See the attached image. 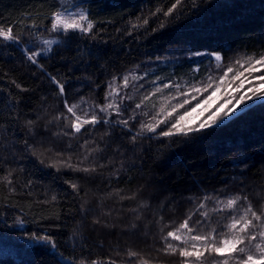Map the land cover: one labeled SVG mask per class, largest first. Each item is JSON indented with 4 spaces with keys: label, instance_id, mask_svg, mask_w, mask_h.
Masks as SVG:
<instances>
[{
    "label": "trees",
    "instance_id": "obj_1",
    "mask_svg": "<svg viewBox=\"0 0 264 264\" xmlns=\"http://www.w3.org/2000/svg\"><path fill=\"white\" fill-rule=\"evenodd\" d=\"M172 2L0 0V29L10 27L21 38L19 45L0 39V178L12 173L11 185L0 179V264H91L93 260L97 264H141L142 260L182 264L185 258L178 252H165L163 237L190 214V226L197 231L196 221H203L201 212H208L212 226L221 231L229 213L213 211L216 198L240 194L247 196L255 210L264 208V98L248 100L239 106L244 109L239 116L188 136L146 133L135 142L131 139L140 122L150 119L143 112L159 110L165 97H174L170 104L182 102L175 84L191 99L193 85L203 87L208 76L218 78L231 64L233 72L225 78L231 82L227 90L238 96L261 83L253 78L264 74L257 65L259 70L249 75L245 62L264 54V0H198L197 8L189 4L183 15L168 18L160 29L165 17L150 14L157 7L166 10ZM76 4L93 23L90 34L77 31L66 36L47 30L52 13ZM138 17H150L148 25L133 28ZM45 39L58 43L39 59L41 68L26 59L23 48H44ZM212 53H219L221 61ZM237 69L244 74L233 82ZM125 75H129L127 88ZM131 75L140 79L132 80ZM52 77L64 85V95ZM114 77L120 94L132 96L124 101L123 117L113 115V123L95 128L86 125L87 131L75 135L65 127L68 121L55 119L60 114L72 119L65 100L68 105L79 104L81 116V109L105 103ZM241 80H245L243 89L234 92ZM155 87L161 92L148 107L136 110L131 131L114 123L128 118L141 96ZM224 92L221 88L217 93L213 107L223 102ZM29 120L34 123L28 125ZM161 130H167L166 126L161 124L157 133ZM85 141L88 144L82 147ZM69 156L74 164L83 160L80 167L95 171L63 167L57 171L47 166ZM65 181L76 183L79 190ZM206 196L211 199L205 201ZM202 202L205 207L200 209ZM243 207V202L237 206V214ZM42 236L51 237L57 247L33 238ZM168 242L179 243L170 237ZM130 251L137 256L129 257ZM214 258L222 259L208 253L202 259L213 264Z\"/></svg>",
    "mask_w": 264,
    "mask_h": 264
},
{
    "label": "snow or ice",
    "instance_id": "obj_2",
    "mask_svg": "<svg viewBox=\"0 0 264 264\" xmlns=\"http://www.w3.org/2000/svg\"><path fill=\"white\" fill-rule=\"evenodd\" d=\"M190 4L192 8H197L198 0H174L170 6L165 10L163 7H157L154 12L150 14L151 17H156L159 19V15L162 14L165 17L164 20H160L158 27L160 29L164 28L168 18H179L184 14L185 8ZM150 17H144L142 20L140 17L137 18V23L133 24V28L146 27L149 23ZM50 29L48 31L52 33L63 32L64 35H72L77 31L81 34H90L93 29V23L89 19L88 14L84 11L71 12V11H57L51 14L50 16ZM86 23V27L84 26ZM35 27V25H33ZM153 32L157 29H152ZM0 39L4 41H9L19 45L21 43L20 34H14L12 28L0 29ZM45 45L44 48L36 47L35 49L24 47L23 53L26 59L33 65H37L42 68V65L39 64V59L47 57L48 53L52 51L51 45L58 43L57 40L45 39L42 41ZM195 55H201V53H195ZM211 55L215 56L217 62L221 61L222 57L219 53H212ZM249 75L252 71H258L256 68L259 65L261 68H264V54H261L259 59H254L253 57H248ZM236 64H241L240 60L235 62ZM219 67V64L217 65ZM233 72V66L230 64L227 66V70L223 75L218 78H214L211 75L207 77V83L203 87L193 85L191 92L195 93L191 95L189 99V93L181 92L180 85H173L176 89L178 96L184 97L182 102H177L176 104H170L168 101L174 97H165V103L161 105L160 109L154 113H149L147 111L142 114L146 117L150 116L148 121H141L139 124V131L132 136V141L135 142L136 139L146 133H154L158 136L171 137V136H188L190 133L200 132L205 129H210L213 126H218L224 123L226 120L231 119L234 115L239 116L244 109L239 108L240 105L245 104L246 101L252 100L253 98L259 100L264 98V74L254 77V80H259L261 83L258 85L253 84L252 87H249L246 92L241 93L240 95H233L232 92H229L227 89L231 88V82H228L225 78L228 76V73ZM243 72L237 69L235 75L232 77V81L240 80V77L243 76ZM132 80L140 79L135 75H131ZM160 78L157 77V80ZM53 83L58 86L59 93L64 95L65 89L64 85L60 81L56 80L55 77H52ZM116 78H113V82L109 84V91L105 94V103L95 105L89 109H81L83 116L77 114V109L80 108L79 104L68 105L67 101L64 102V107L66 108L67 113H69L72 119L69 120L68 116L63 114L58 115L55 119L60 120L63 118L66 123L65 127H70L72 135L80 134L82 129H85L86 125H90L92 128H95L98 124L113 123L112 117H123L125 108L123 106L125 100H131L132 96L130 95H121L118 88L114 87ZM247 80V77H245ZM245 80H241L238 87L233 89L234 92H239L240 89H243ZM15 83V82H14ZM154 83V82H153ZM251 83V82H250ZM129 85V75L123 77V86L127 88ZM214 90L206 95L202 100H199L195 106L190 107V109H185V105H190L191 100H195L198 95L202 92H208L210 88ZM17 88L21 86L16 84ZM164 88H169L170 85L164 84ZM221 88H225L223 94V102L218 106L213 107L215 104V99L217 98V93L220 92ZM161 92L160 87H155L152 92H149L146 95H142L139 102L135 103V108L132 109L131 115L128 118H120L114 121L117 125H122L124 128H127L131 131L130 121H134L137 118V109L142 107H148L152 97ZM248 93H251L249 95ZM84 101L82 100V103ZM155 108V105H151ZM178 109H185L183 113H179ZM239 109V111H238ZM176 114L175 116L173 114ZM206 113V115H205ZM34 122L29 120L27 121L28 125H32ZM163 124L166 126L167 130H161L157 133V129L160 125ZM64 135H69L70 133L64 132ZM27 145V142L25 141ZM88 141H85V144L82 147H86ZM33 155H36V150L31 149ZM95 151V149H94ZM57 157H63V153H56ZM88 157L84 156V160ZM44 163L43 160L40 161ZM83 163L81 160L79 163H73L72 157L69 156L67 159H57L51 164H48V167H56L57 171L61 167L69 168L72 171H82L84 173L94 172L95 168L90 167H80V164ZM12 173L9 172L6 176L0 178L4 181H7L9 185L12 184L10 179ZM68 183L73 190L78 191V185L72 181H65ZM11 191H15V188H11ZM122 199L124 197H121ZM211 199L210 197H204V200L207 201ZM55 200V196L53 197ZM246 204V207L242 208V211L237 214V206L241 203ZM216 207L213 209L214 212L224 213L228 212V222L222 225L223 230L217 231V227L212 226L211 219L208 212H201L200 215L203 217V221L197 220L196 225L200 226L199 231L193 226H190V221L192 219L191 214L179 224L172 231H168L166 236L163 237L166 248L165 252H170L171 254H176L178 252L179 256L185 258L182 261V264H204L202 259L205 256V253H208L210 256L222 257V259H213V264H264V208L260 211H257L252 206L251 202L248 201L247 196H241L236 194L234 196L226 197L225 199H215ZM205 204L202 202L199 205L200 209H203ZM206 222V223H205ZM220 224V221L216 222ZM207 226L208 231L204 232L203 228ZM196 233V234H194ZM171 238L173 241L179 242L177 245H173L168 242V238ZM36 239L43 240L45 243L51 245V247L56 248L57 244L49 236L42 237H33ZM190 245V247H189ZM129 257L137 256L135 252H129ZM188 258H194V260H189ZM83 264V262H81ZM91 264H97V261H91ZM114 264V262H112ZM141 264H148V261L142 260Z\"/></svg>",
    "mask_w": 264,
    "mask_h": 264
},
{
    "label": "rangeland",
    "instance_id": "obj_3",
    "mask_svg": "<svg viewBox=\"0 0 264 264\" xmlns=\"http://www.w3.org/2000/svg\"><path fill=\"white\" fill-rule=\"evenodd\" d=\"M66 11H71V12H78V11H84L83 9H82V7L81 6H79L78 4H76L74 7H72V8H70V9H68V10H66ZM85 27L87 26L86 25V23H85V25H84ZM51 40H53V39H51ZM53 45V44H52ZM51 45V46H52ZM44 47H45V45H44ZM213 57H214V59H215V56L213 55ZM216 60V59H215ZM196 105V104H195ZM194 105V106H195Z\"/></svg>",
    "mask_w": 264,
    "mask_h": 264
}]
</instances>
